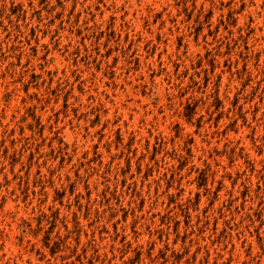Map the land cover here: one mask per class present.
<instances>
[{
    "label": "rangeland",
    "instance_id": "374dc122",
    "mask_svg": "<svg viewBox=\"0 0 264 264\" xmlns=\"http://www.w3.org/2000/svg\"><path fill=\"white\" fill-rule=\"evenodd\" d=\"M0 264H264V0H0Z\"/></svg>",
    "mask_w": 264,
    "mask_h": 264
},
{
    "label": "trees",
    "instance_id": "16d2710c",
    "mask_svg": "<svg viewBox=\"0 0 264 264\" xmlns=\"http://www.w3.org/2000/svg\"><path fill=\"white\" fill-rule=\"evenodd\" d=\"M186 120H188L187 116H186ZM42 246L45 247L46 249L48 248V253L51 254V252L49 251L50 247L48 246L45 238L42 239Z\"/></svg>",
    "mask_w": 264,
    "mask_h": 264
}]
</instances>
